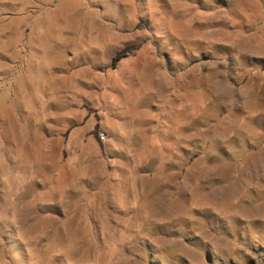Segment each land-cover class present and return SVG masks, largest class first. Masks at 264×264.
Masks as SVG:
<instances>
[{
	"label": "rangeland",
	"instance_id": "374dc122",
	"mask_svg": "<svg viewBox=\"0 0 264 264\" xmlns=\"http://www.w3.org/2000/svg\"><path fill=\"white\" fill-rule=\"evenodd\" d=\"M0 264H264V0H0Z\"/></svg>",
	"mask_w": 264,
	"mask_h": 264
},
{
	"label": "trees",
	"instance_id": "16d2710c",
	"mask_svg": "<svg viewBox=\"0 0 264 264\" xmlns=\"http://www.w3.org/2000/svg\"><path fill=\"white\" fill-rule=\"evenodd\" d=\"M133 49H135V48H132V49H131V48H130V49H124V50L118 52V53L114 56V58L112 59V63L115 64V63L118 62L119 60H121V59L127 57V56L133 51Z\"/></svg>",
	"mask_w": 264,
	"mask_h": 264
},
{
	"label": "built area",
	"instance_id": "2783aa9c",
	"mask_svg": "<svg viewBox=\"0 0 264 264\" xmlns=\"http://www.w3.org/2000/svg\"><path fill=\"white\" fill-rule=\"evenodd\" d=\"M101 137H102V135H101Z\"/></svg>",
	"mask_w": 264,
	"mask_h": 264
}]
</instances>
